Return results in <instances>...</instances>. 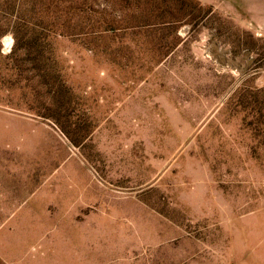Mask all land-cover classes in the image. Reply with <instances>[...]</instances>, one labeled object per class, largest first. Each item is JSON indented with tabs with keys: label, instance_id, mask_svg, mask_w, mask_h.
<instances>
[{
	"label": "rangeland",
	"instance_id": "obj_1",
	"mask_svg": "<svg viewBox=\"0 0 264 264\" xmlns=\"http://www.w3.org/2000/svg\"><path fill=\"white\" fill-rule=\"evenodd\" d=\"M0 264H264V0H0Z\"/></svg>",
	"mask_w": 264,
	"mask_h": 264
}]
</instances>
